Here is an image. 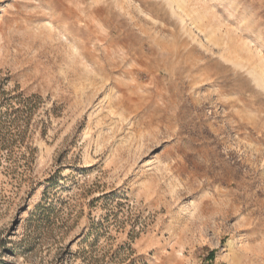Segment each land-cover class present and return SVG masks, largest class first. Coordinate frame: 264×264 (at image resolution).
Instances as JSON below:
<instances>
[{
    "label": "rangeland",
    "instance_id": "374dc122",
    "mask_svg": "<svg viewBox=\"0 0 264 264\" xmlns=\"http://www.w3.org/2000/svg\"><path fill=\"white\" fill-rule=\"evenodd\" d=\"M259 57L264 0H0V264H264Z\"/></svg>",
    "mask_w": 264,
    "mask_h": 264
},
{
    "label": "bare ground",
    "instance_id": "6f19581e",
    "mask_svg": "<svg viewBox=\"0 0 264 264\" xmlns=\"http://www.w3.org/2000/svg\"><path fill=\"white\" fill-rule=\"evenodd\" d=\"M209 34H210V31H209ZM256 66H257L258 70L264 75V60L261 57L258 58ZM259 84L264 90V78L259 79ZM231 245H232V240L229 241V246H231Z\"/></svg>",
    "mask_w": 264,
    "mask_h": 264
}]
</instances>
